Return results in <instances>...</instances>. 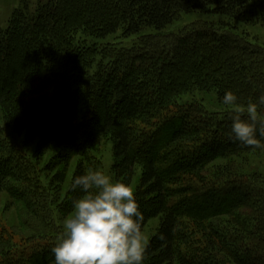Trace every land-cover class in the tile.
<instances>
[{"label": "rangeland", "instance_id": "obj_1", "mask_svg": "<svg viewBox=\"0 0 264 264\" xmlns=\"http://www.w3.org/2000/svg\"><path fill=\"white\" fill-rule=\"evenodd\" d=\"M35 1L31 7L32 12L36 9ZM80 2L85 3V0ZM21 6L22 0H0V31L3 38L7 34L11 37L14 27L17 30L13 21ZM64 7L67 10L71 9L69 2L66 1ZM75 16V19L82 18L84 13L78 12ZM54 21L58 23L63 19L58 17ZM214 21H218L215 15L198 11L186 13L181 10L177 20L165 30L145 29L140 34L124 37L123 31L119 29L117 33L105 38L88 36L86 28L82 25L77 27L78 23L73 30L72 42L73 45L81 48L80 51L83 52L81 58L87 60L83 62L85 65L79 64V72L75 76L80 78L76 82L66 79V83H63L64 87L56 90L59 94L61 90H67L66 93L78 95L82 87L79 80L88 77L90 82H97L94 73L102 78L109 74L118 75L123 69L119 72L113 62L130 58L131 55H140L141 61L135 62L138 63L135 65L141 68L138 80L142 85L127 87V80L121 78L115 84L112 93L114 95L108 98L110 102L121 100L125 91L133 95L127 100L130 104L128 109L131 111L121 117L120 123L128 127L133 141L139 146L138 149H143V141L147 142L155 137L170 119L184 115L193 106L196 109L195 112L193 111L197 117L196 123L204 129L201 133L189 135L188 138L173 143L164 150L168 161L160 163L161 166L167 167L172 159L186 157L192 150L201 148L210 139L222 133L223 130L218 124L225 119L226 114L233 111L231 106L222 103L218 89H215L214 79L210 75L200 76L194 70L189 75L188 82L180 85L182 79L189 74L192 64L202 63L199 60L200 55L204 52V48L209 46V42L201 41L196 37L197 31L202 29L203 23ZM237 26L236 33L257 45L258 50L264 51V23L253 22L245 25L237 23ZM220 28L219 25L214 27L215 30ZM161 50L166 54L161 55ZM209 50L213 48L208 47L206 53ZM158 56L166 66L163 61L160 63L162 66L157 63ZM48 58V56L40 58L38 64ZM261 60L264 67V59ZM60 62V65L66 63ZM39 68L35 70L37 77L46 78V69L39 70ZM154 68L155 71L152 70ZM56 71L63 73L61 70ZM155 73L158 75L150 78V75ZM123 79L125 82H119ZM176 82L178 85L175 84ZM18 83L22 82L18 81ZM35 83H31V86L25 82L20 84L22 88L20 94L16 90L8 89L9 92L0 90L3 94L10 93L13 96L9 100V95H3V99L0 100V173L2 174L0 264H35L38 254L49 252L53 255L51 250L63 233V221L73 214L72 201L76 190L71 189V184L79 163L83 162L86 169L90 167L102 169L114 180L118 179L117 139L114 129L101 135L98 143H93L89 137L91 130L89 120L97 122L98 115L101 119L107 101L104 95H98L100 85L92 90L91 103L85 104L67 98L60 100L50 82L42 85ZM124 102L125 99L122 102L123 106H125ZM65 115L73 116L71 123L64 119ZM28 120L41 122L40 129L52 142L42 154L36 150L38 141L31 142L28 138ZM70 130L74 131L81 142V155L70 154L69 148L63 143ZM145 170L146 161L140 154L131 185L142 212L152 205L146 187L142 185ZM244 177L254 185H258V178L261 184L264 182V147L240 156L231 154L208 164L201 170L178 174L172 179L174 183L170 187L177 192L175 199L181 201L183 195L178 192L183 189H188L185 195L190 196L195 190L221 186L228 181L241 180ZM211 203L215 204L216 201L212 200ZM202 204L198 202L194 207H200ZM237 212L236 217H240L243 221L245 209H240L233 215ZM203 215L184 216L180 219L179 245L182 252L198 257L208 253L218 256L220 264H235L230 260L227 249H224L228 246L223 244L220 249L213 250L208 237H214L211 231L217 227L226 233L228 238L226 244L236 248L246 241L242 236L241 227L237 225L232 214L213 218ZM158 229L159 218L147 221L143 232L148 243L158 233ZM42 263L55 264V260L46 259ZM144 264H153L146 252Z\"/></svg>", "mask_w": 264, "mask_h": 264}, {"label": "trees", "instance_id": "obj_2", "mask_svg": "<svg viewBox=\"0 0 264 264\" xmlns=\"http://www.w3.org/2000/svg\"><path fill=\"white\" fill-rule=\"evenodd\" d=\"M33 1L22 0L21 9L17 10L13 21L17 30L14 27L11 37L7 34L3 38L0 31V90H7V92H9L8 89L16 90L20 94L19 91L22 89L20 84L24 82L29 86L34 82H36L35 85L50 82L55 90L63 88L66 79L76 82L80 78L75 76L79 72V64L85 65L83 62L87 60V58H81L83 55L81 48L76 47L72 42L73 30L78 23L77 27L82 25L86 28L88 36L105 38L121 29L123 36L129 37L140 34L145 29L165 30L173 25L180 11L183 10L186 13L198 11L212 14L218 17V21L205 22L202 29L197 31L196 37L201 41L209 42L208 47H212L213 50L206 53L208 47L204 48L199 59L202 63L192 64L189 74L182 79L180 85L187 83L189 75L195 70L200 76L210 75L214 79L215 89H218L221 99L227 91L231 90L238 97L237 103L246 106L249 100L255 102L259 96L264 95V67L261 60L264 59V51L258 50L257 45L236 33L237 23L244 25L253 22L264 23V0H85V3H81L80 0H36V9L32 12ZM65 1L69 2L71 9L67 10L64 7ZM78 12L84 13L82 18H77L79 20L74 18ZM72 16L73 18H69ZM58 17H62L63 21L56 23L54 20ZM215 25L221 28L215 30ZM53 54L56 55L53 56ZM160 54L166 53L161 50ZM47 56L48 60H43L47 67L43 63L38 64L40 58ZM57 58L66 63L60 65L61 62L56 60ZM140 58H142L140 55H131L130 58L113 62L119 72L123 70L118 75L109 74L103 78L94 73L97 82H90L85 76L87 79L78 81L82 85L81 88L78 87L80 88L78 95L66 93L67 90H61L62 94H59L57 90L54 91L60 100L67 98L87 104L91 103L92 90L100 85L98 95H104L107 101L101 119L99 115L96 118L98 123L89 120L91 127L89 137L93 143H98L101 135L115 130L113 132L117 139L118 180L132 184L137 158L140 154L143 155L146 170L142 177V185L146 187V193L150 196L152 205L143 211L142 231L148 220L159 218L158 233L148 243L146 254L152 259L153 264H220L218 256L206 253L198 257L182 252L179 245L180 219L184 216L202 214L212 218L228 216L240 209H245L243 221L240 217H236L238 212L232 216L241 227L242 236L246 239L243 244L240 243L241 246L229 247L226 244L228 241L226 233L217 227L211 231L214 237L208 235L211 237H208V240L213 250L220 249L223 244L228 246L224 249H227L230 260L235 264H264V182L261 184L259 175L258 185L251 183L247 178L249 176L246 175L244 179L231 180L221 186L195 190L190 196L185 195L188 189H183L184 191L178 192L183 195L181 201L175 199L177 192L170 187L174 183L172 179L178 174L201 170L220 158L231 154L240 156L257 148L246 147L234 139L231 133L234 114L232 111L226 114L225 119L218 124L223 130L222 133L214 135L215 137L201 148L192 150L186 157H176L175 160L169 161L167 167L161 166L160 162L167 160L164 153L166 148L188 138L189 135H197L204 130L196 123L197 117L193 113L196 109L193 106L184 115H177L170 119L155 134V137L147 142L143 141V149H138L139 146L133 141L128 127L120 123L121 117L131 111L128 109L130 104L127 100L133 95L125 91L121 100L110 102L108 98L114 95L112 93H114L115 84L121 78L127 80V87L142 85L138 80L141 68L135 65L141 61ZM157 58L156 61L160 64L163 60L160 56ZM164 64L166 66L165 62ZM38 68L46 69V78L37 77L35 70ZM56 70H61L63 73ZM152 70L155 71V68ZM157 75V73L150 75V78ZM124 79L119 82H125ZM18 81L22 83L19 84ZM175 84L178 85L177 82ZM25 90L27 91V88ZM3 95H9V100L13 97L10 93L0 92V100L3 99ZM124 99L125 106L122 105ZM260 112L264 113V106L260 107ZM244 115L246 116V113ZM72 117L65 115L64 119L71 123ZM40 123L28 120V138L31 142L38 141L36 150L42 154L52 142L45 137L44 131L40 129ZM263 142L264 140H261V143ZM63 143L69 148L70 154L81 155V142L74 131L68 132ZM86 170L85 164L79 163L74 178L84 174ZM1 175L0 173V181ZM0 190H2L1 184ZM82 194L79 189H76L73 200ZM212 200L216 203L212 204ZM198 202L203 204L195 208L194 205ZM52 256L54 255L49 252L40 253L36 256L35 264H43L42 262L46 259L54 261L55 258Z\"/></svg>", "mask_w": 264, "mask_h": 264}, {"label": "clouds", "instance_id": "obj_3", "mask_svg": "<svg viewBox=\"0 0 264 264\" xmlns=\"http://www.w3.org/2000/svg\"><path fill=\"white\" fill-rule=\"evenodd\" d=\"M237 101L231 90L222 99L233 109L234 139L246 147H264V95L246 106ZM71 189L83 194L72 201L73 214L63 221V233L51 250L55 264H144L148 239L131 183L90 167L73 179Z\"/></svg>", "mask_w": 264, "mask_h": 264}]
</instances>
